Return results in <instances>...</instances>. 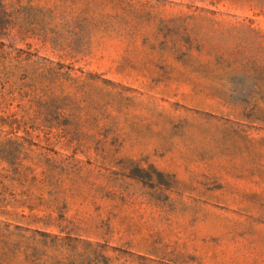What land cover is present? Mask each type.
Instances as JSON below:
<instances>
[{
	"label": "rangeland",
	"instance_id": "374dc122",
	"mask_svg": "<svg viewBox=\"0 0 264 264\" xmlns=\"http://www.w3.org/2000/svg\"><path fill=\"white\" fill-rule=\"evenodd\" d=\"M0 264H264V0H4Z\"/></svg>",
	"mask_w": 264,
	"mask_h": 264
},
{
	"label": "trees",
	"instance_id": "16d2710c",
	"mask_svg": "<svg viewBox=\"0 0 264 264\" xmlns=\"http://www.w3.org/2000/svg\"><path fill=\"white\" fill-rule=\"evenodd\" d=\"M11 15L7 11L4 0H0V38H2L10 24Z\"/></svg>",
	"mask_w": 264,
	"mask_h": 264
}]
</instances>
